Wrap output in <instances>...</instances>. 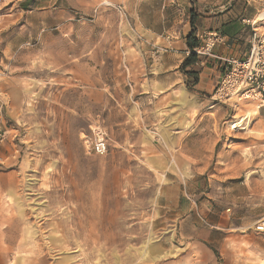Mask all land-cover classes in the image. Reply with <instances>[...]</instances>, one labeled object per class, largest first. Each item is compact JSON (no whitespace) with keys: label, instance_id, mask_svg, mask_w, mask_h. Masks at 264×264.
I'll list each match as a JSON object with an SVG mask.
<instances>
[{"label":"rangeland","instance_id":"obj_1","mask_svg":"<svg viewBox=\"0 0 264 264\" xmlns=\"http://www.w3.org/2000/svg\"><path fill=\"white\" fill-rule=\"evenodd\" d=\"M46 1L0 6V264H214L220 220L237 235L226 264H264V106L215 98L222 65L197 55L211 91L191 70L166 80L142 28L153 0Z\"/></svg>","mask_w":264,"mask_h":264},{"label":"crops","instance_id":"obj_2","mask_svg":"<svg viewBox=\"0 0 264 264\" xmlns=\"http://www.w3.org/2000/svg\"><path fill=\"white\" fill-rule=\"evenodd\" d=\"M55 0L54 2H56ZM74 6L77 5V0H70ZM97 1V0H96ZM195 1V0H192ZM26 2L27 7L25 12L33 14H41L46 10V0H6L5 5L10 4L9 9H14L20 5V3ZM179 7L183 10L189 11V17L193 14V21L195 22L196 36L207 34L210 32L219 33L221 39L218 44L213 48V53L220 57H235L239 60H244L248 57L251 49V40L254 31H264V24L258 25L259 14L263 11V4L260 0H230L224 3L223 0H197L199 9L196 5L191 3V0L177 1ZM128 5L130 3L128 2ZM143 7H149V11L154 16V22L143 21L142 28L146 29L150 34V39L153 42L158 43L159 39L162 40L161 46L165 47V53L162 54L159 59L158 67L160 72H164L165 79L178 78L186 79L187 72L194 65L188 66L184 69L182 66L188 59V47L186 44L187 36L192 31L191 20L187 21L186 29L183 30V38L175 32V18L173 11L175 7V0H153L142 3ZM194 9V11H192ZM171 11V14L168 13ZM263 15V14H262ZM263 25V26H262ZM163 31V33H161ZM220 61H210L211 64H216ZM199 64V63H197ZM195 71V69H193ZM170 73H173L170 75ZM215 71L208 68H204L197 74L198 83L194 86L197 92L208 93L214 87L217 81L216 77H213ZM217 75V74H215ZM176 80V81H177ZM176 82H174L175 84ZM163 86H168L161 80ZM188 94L184 89L179 92V98L181 104H191ZM184 102V103H183ZM223 215L221 216L222 219ZM224 218V217H223ZM220 220L218 228L221 232L217 236L222 238L220 241V258L214 255H210V261L214 264H226L229 260V256L224 253L225 245L235 238L236 234H231L232 224L222 223ZM229 227V228H226ZM224 247V248H223ZM2 250H0V253ZM223 260L224 263H220Z\"/></svg>","mask_w":264,"mask_h":264},{"label":"built area","instance_id":"obj_3","mask_svg":"<svg viewBox=\"0 0 264 264\" xmlns=\"http://www.w3.org/2000/svg\"><path fill=\"white\" fill-rule=\"evenodd\" d=\"M6 0H0V6ZM202 44L193 50L200 58L220 61L223 73L215 90V98L228 102L233 99L259 101L264 106V31H254L251 49L248 57L239 60L235 57L220 58L213 53V48L220 42L217 32H210L199 36ZM191 51L188 52V55ZM205 65V61H201ZM89 151L104 155L108 151L105 134L100 130H93V135L87 137ZM254 229L264 234V217L259 219Z\"/></svg>","mask_w":264,"mask_h":264},{"label":"trees","instance_id":"obj_4","mask_svg":"<svg viewBox=\"0 0 264 264\" xmlns=\"http://www.w3.org/2000/svg\"><path fill=\"white\" fill-rule=\"evenodd\" d=\"M191 26H192V31L188 35L187 40H186L187 47L191 51V54L189 55L188 59L184 62L182 66L184 69H186L188 66H191L197 63V57L193 53V50L199 46V41L195 35L196 29H195V22L193 21V15L191 16ZM188 74L189 76L194 78L193 85L195 86L198 83L197 73L191 70V72H188Z\"/></svg>","mask_w":264,"mask_h":264},{"label":"bare ground","instance_id":"obj_5","mask_svg":"<svg viewBox=\"0 0 264 264\" xmlns=\"http://www.w3.org/2000/svg\"><path fill=\"white\" fill-rule=\"evenodd\" d=\"M261 19L263 20L264 19V14L261 15ZM184 103V102H183ZM256 114V113H255ZM249 118V115L248 116H245L244 118H242L241 120H239L238 122H236L235 125H239V124H242L245 120H247Z\"/></svg>","mask_w":264,"mask_h":264}]
</instances>
